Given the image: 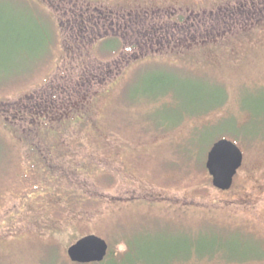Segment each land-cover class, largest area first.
<instances>
[{"label":"rangeland","instance_id":"rangeland-1","mask_svg":"<svg viewBox=\"0 0 264 264\" xmlns=\"http://www.w3.org/2000/svg\"><path fill=\"white\" fill-rule=\"evenodd\" d=\"M251 4L0 0V264H86L67 249L89 234L109 243L90 264H264ZM220 138L244 155L225 191L206 168Z\"/></svg>","mask_w":264,"mask_h":264},{"label":"water","instance_id":"water-1","mask_svg":"<svg viewBox=\"0 0 264 264\" xmlns=\"http://www.w3.org/2000/svg\"><path fill=\"white\" fill-rule=\"evenodd\" d=\"M243 152L233 141L222 138L213 143L208 153L206 168L213 185L220 190L231 188L238 169L243 164ZM108 242L95 234H89L67 249L73 262H102L108 254Z\"/></svg>","mask_w":264,"mask_h":264},{"label":"trees","instance_id":"trees-1","mask_svg":"<svg viewBox=\"0 0 264 264\" xmlns=\"http://www.w3.org/2000/svg\"><path fill=\"white\" fill-rule=\"evenodd\" d=\"M117 42H118V40H117ZM117 42H115L116 44H118ZM160 79V78H159ZM160 81H163V78H162V76H161V79H160ZM163 86V85H162ZM212 252H214L215 253V255H218V256H221L220 255V253H221V251H220V249L219 248H217V250L216 251H212ZM214 253H209L210 255H214ZM206 254H208V253H205V254H202V256H204V255H206ZM167 264H169V263H167Z\"/></svg>","mask_w":264,"mask_h":264},{"label":"flooded vegetation","instance_id":"flooded-vegetation-1","mask_svg":"<svg viewBox=\"0 0 264 264\" xmlns=\"http://www.w3.org/2000/svg\"><path fill=\"white\" fill-rule=\"evenodd\" d=\"M242 2H243V1H242ZM253 2H254V0H252L251 7L254 6V5H253ZM108 41H109V40H108ZM112 43H113V42H112ZM112 43H111V42L108 43V45H106V47H110ZM114 43H115V42H114ZM107 51H108V50H107ZM159 78L161 79V77H159ZM160 79H158V80H160ZM61 90L64 92V91H66V88H62V87H61ZM254 254H255V253H254ZM256 254H257V253H256Z\"/></svg>","mask_w":264,"mask_h":264}]
</instances>
